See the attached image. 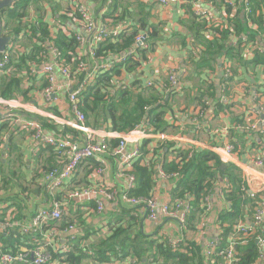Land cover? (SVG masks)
Wrapping results in <instances>:
<instances>
[{"label":"built area","instance_id":"2783aa9c","mask_svg":"<svg viewBox=\"0 0 264 264\" xmlns=\"http://www.w3.org/2000/svg\"><path fill=\"white\" fill-rule=\"evenodd\" d=\"M66 2V6L61 9L62 18L49 19L48 23L55 24V29L50 33V38L41 42V48L37 51L35 57L27 61V68L21 70L20 75L30 76L34 79H42L43 87L40 89L39 97L48 111H40L33 103H25L17 97L4 98L0 96V123H7L8 127H18L20 130L32 131V139L41 142L44 146L54 149L60 159L58 167L46 170L39 177L41 186L50 198V208L38 209L28 220L27 223L19 225L17 221H10L11 210L5 215L4 221H0V226L6 228L18 227L24 234H32V241L35 248H22L17 252L5 250L0 244V264H60L59 259H52L48 249L54 252L68 251L72 249L73 241L76 234H71L75 228L74 224H61L60 220L64 212H68L70 206L77 208L78 202L88 203V207L84 209L86 212L100 213L104 208V203L118 202L126 204L131 210H135L134 216L143 215V218L153 223H162L165 220L173 221L178 229V234L161 233L155 238L166 243L174 250L185 247L186 238L184 231L187 219L192 211L189 199H172L167 197L160 199L156 184L158 179H172L173 182L178 180L179 173H168L165 170L163 155L170 152L173 156L171 161L177 163L179 159L176 157L177 150H191L188 154H192L190 141L187 136L179 132L171 130H155L149 120L145 119L127 132H119L116 130H105L104 128H93L87 124V119L80 109L79 100L86 86L93 81L94 77L102 71L109 70L118 63H122L127 57L136 54L135 49H143L147 47L148 32L146 30L138 32L134 37V48L114 56H108L107 59L97 56V46L100 42L116 40L123 31L132 29L131 23H113L110 16H106L112 11L110 5L112 0H105L101 5L100 11L95 14L92 8L84 2V0H57ZM89 3L91 0H85ZM161 6L169 7L172 4H181L184 11L187 5L195 16L203 18L210 25L221 24L228 17L238 14L240 7L244 15L250 13L251 0H222V18L214 14L210 9H206L204 0H153ZM43 9V3L40 1ZM214 4L211 3L210 7ZM31 8V7H30ZM35 12V13H34ZM29 9L28 16L24 19V23L37 24V12ZM186 13V11H185ZM114 16V14H113ZM100 18V20H99ZM247 26L251 30H256L257 26L247 18ZM57 31L73 38L74 44L72 48H59L54 38ZM212 36H219L218 33H211ZM30 35V32L20 31L16 39L10 38L5 48L0 51V75H4L7 66L15 50L21 46V39ZM36 35H39L37 33ZM33 41L37 39L32 36ZM232 41L237 40L234 34L231 36ZM32 41V42H33ZM242 45L244 46L241 55L243 60H250L256 52L264 49L263 41H246V37L242 36ZM26 53L30 56L31 43L28 45ZM16 54L23 56L24 51H17ZM136 57V56H134ZM150 57V56H148ZM147 57V58H148ZM151 58L146 61L150 62ZM223 69V77L230 78L232 72L230 65L225 63ZM143 66V65H142ZM123 71V70H122ZM179 74L183 72L179 69ZM7 72V71H6ZM129 77L132 74H127ZM115 83L122 88L128 86L127 82L120 83L116 79ZM225 84V83H224ZM154 82L147 80L146 87L154 86ZM166 91L180 92L183 88L179 75L176 73V66L172 64L167 72V81L161 86ZM60 92L65 93L62 98ZM36 95V97H38ZM147 106L144 107L146 109ZM57 109V114L53 111ZM20 111L26 113H35L44 116L59 128L53 132L44 129L41 122L29 117L23 118L19 114ZM205 109L202 108L195 113L193 122L197 123L199 117L202 116ZM168 117V116H167ZM256 122L247 121V126L251 127ZM198 127V126H197ZM241 126H236L239 128ZM69 129L68 132H62L63 129ZM264 131V122L263 128ZM117 140L115 146H111L109 140ZM147 145L144 147V141ZM133 143V148L126 152L125 147L128 143ZM163 148V151L161 149ZM159 150L157 153L154 150ZM217 153L219 149H215ZM224 153L231 155L234 152L232 145H225ZM106 155L111 156L115 160V182L114 185L107 184L104 180V174L108 167ZM175 157V158H174ZM174 158V159H173ZM95 160L98 166L89 175V184L72 187L67 183L69 179L76 173L80 165ZM140 160L142 165L154 167L155 177L153 180V190L149 197L136 196L131 194L135 187L136 175L134 174V163ZM253 166L260 171L245 172L243 185L241 190L251 199L260 197V201H256L252 221L248 224L238 223L234 228L236 233H240L243 238L254 236L257 228H261L264 222V158L252 161ZM228 182H224L222 188L226 187ZM208 193L203 199V205L208 211L211 208L210 196ZM222 194V190H221ZM220 194V195H221ZM85 212V214H86ZM205 221H202L198 229L202 230ZM262 229V228H261ZM263 232V229H262ZM39 236V237H37ZM162 239H160V238ZM221 238L218 235L206 242L202 246L203 259L207 264V260L214 254ZM259 245L258 260L264 259V237L257 235ZM234 239L228 240V245L224 250L219 251V255H223L224 264H231L234 260ZM76 245V244H75ZM84 252L92 255L85 243ZM126 264H139L134 257L124 259ZM152 260V257L149 258ZM118 259L110 256L106 264H117ZM88 264H100L97 261L90 260Z\"/></svg>","mask_w":264,"mask_h":264},{"label":"trees","instance_id":"16d2710c","mask_svg":"<svg viewBox=\"0 0 264 264\" xmlns=\"http://www.w3.org/2000/svg\"><path fill=\"white\" fill-rule=\"evenodd\" d=\"M42 0H15L13 4L4 9L1 13L2 25L4 34L9 35L12 40L16 39L20 31L30 32L26 38L31 43V55L26 56L23 60L19 58L17 62L14 57L11 58L9 65L7 66V72L4 75H0V96L4 98L17 97L18 91L20 90V80L15 79L17 74L20 76L21 66L27 68V61L35 57L37 51L41 48V42L45 39H49V23L41 16H37V24L24 23V19L28 16V11L33 5L34 10L40 12L39 7ZM94 4L102 5L105 0H91ZM206 2V0H204ZM208 1V0H207ZM222 2V0H220ZM239 1V0H237ZM123 0H112L110 9L112 12L106 15L116 19L113 16V12L122 8L124 12L131 8L129 1H125L126 4L122 6ZM213 2V3H212ZM212 4L217 3L216 0H211ZM133 9L135 7H132ZM190 5L185 8L188 18L184 21V27L188 32L193 33L195 42L200 46H203L206 52L204 55L210 54L211 58L204 59L205 62L212 60L217 53L224 54L227 58L237 57L243 62L249 65H258L264 69V49L256 52L252 59L243 60L241 52L244 46L241 44L242 36L246 37V41H263L264 40V17L262 14V8L264 9V0H251L250 13L244 15L241 12V7L237 15L228 17L223 21L225 26L221 24H209L203 18L194 15L190 10ZM56 11V10H55ZM59 17L63 15L58 13ZM128 15H133L128 13ZM247 18L256 24V30H251L247 26ZM55 19V18H54ZM132 29L130 31H123L117 37L116 40H105L99 43L97 46V56H101L107 59L108 56L113 54L118 55L125 53L128 50L134 48V37L135 35L146 30L148 32L147 47L143 49H135L136 54L129 56L122 63L116 64L109 70L99 72L85 88V91L80 96L79 105L81 111L84 113L87 124L93 128H100V125L108 124L112 130L119 132H127L136 125L140 124L142 120H149L155 130H164L171 126L167 116L172 117L170 100L165 99L166 95L170 97L176 95L178 92L166 91L161 87L149 88L146 91L140 89L138 85L141 80L137 78L138 73L134 70L138 68L144 61H146L149 54L155 50V42L163 37V33L158 31L156 26H149L146 19H133L131 22ZM218 33L220 37L208 39L207 33ZM39 33V35H36ZM237 36L236 41L231 40L232 35ZM32 36L37 39L33 41ZM181 35L178 40L181 44H185L186 41ZM33 41V42H32ZM55 44L62 49L72 48L74 44L73 38L65 36L62 31H57L55 38ZM136 56V57H134ZM128 71L135 74V77L127 87L122 88L116 86L115 81L119 78L121 71ZM147 106L146 109L144 107ZM39 122L44 127H51L54 129L52 124L47 119L38 118ZM17 130V129H14ZM12 128L8 127L7 123H0V156L2 154L3 146V134L16 133ZM20 130V129H19ZM55 131V130H54ZM69 129L65 128L62 132H68ZM117 140H109L111 146L117 144ZM147 140L144 141V147L147 145ZM160 150V149H159ZM159 150L155 149L154 152ZM197 150V151H196ZM177 150L176 157L179 159L177 163L171 162L172 164L164 167L166 172H178L179 178L175 181L174 185L168 190L169 195L172 199H189L192 211L187 219L186 227L189 230H194L195 226L200 224L205 219L206 209L203 205V199L208 194L213 192L217 182L222 179L228 180V185L222 189L221 198L226 201L227 206L225 209L220 210L214 220V224L217 225L220 230L218 235L221 238L218 248L212 256L207 260V264H224L223 255H219L218 252L225 249L228 245V239L232 237L234 239V260L231 264H255L258 258L259 245L257 242V235L264 237V224L261 228H257L254 236L245 237L240 233H236L234 228L238 223L245 224L248 219L245 218L243 210L246 205L251 211L249 220L252 221V215L254 208L256 207V201H260V197L251 199L245 195L244 191L241 190L243 185L242 172L238 167L229 164L225 167H221L222 162L219 157L209 150ZM50 151L54 158V166H50L51 170L58 167L60 159L56 151L49 146L39 145L37 152ZM163 151V148L161 149ZM140 160H136L134 167V174L136 175V183L131 194L136 196L149 197L153 190V180L155 177V170L153 166H145L140 163ZM84 169V184H89L90 173L98 166L97 163L91 160L83 163L80 167ZM34 182H40V176L38 171L36 173ZM0 181H3L4 186L14 187L19 191L21 195L20 201H16L12 204L0 205V221H4L5 215L11 210L10 221H22L20 216V208L23 209L28 200V190L32 187L30 184L23 185L21 179L18 176H14V172H7L5 167L0 163ZM38 185V183H37ZM66 212L62 214L60 223L67 224ZM123 219V218H122ZM119 219L117 223H109L106 225L105 238L97 239V242L85 241L92 255H88L84 252V247H80L77 243L72 246V249L68 251L58 250L54 252L52 249H48L52 259H59L60 264H86L87 261L93 260L100 264H106L109 261L110 256L117 257L118 260L124 259L127 256L134 257L137 259L139 264H206L203 259L202 246L195 244L194 242L187 240L185 247L182 249H172L166 241H160L158 238L147 237L141 233L137 235L129 232L130 225H126ZM67 222V223H66ZM111 230L112 234L107 233ZM131 234V235H129ZM85 236H91V234H85ZM39 237V236H37ZM160 238V237H159ZM161 239V238H160ZM162 240V239H161ZM0 244L5 250L17 252L20 249H33L35 244L32 241V234H24L15 228H4L0 226ZM124 246V248H121ZM152 257V260L149 258ZM31 264V263H27Z\"/></svg>","mask_w":264,"mask_h":264},{"label":"crops","instance_id":"0c3cea01","mask_svg":"<svg viewBox=\"0 0 264 264\" xmlns=\"http://www.w3.org/2000/svg\"><path fill=\"white\" fill-rule=\"evenodd\" d=\"M125 1H129L131 8H128L126 12L122 8L114 11V18L116 19L113 20V23H131L133 19L144 18L150 27L151 25L156 26L158 31L163 33V37L155 42L156 48L154 52L150 53V57L146 59L148 61L151 58V61H144L134 70L138 73L137 78L141 80L138 84L140 89L146 91L151 88L145 86L147 80L154 82L153 88L160 89L159 87L167 81V72L172 64L176 66V73L183 84V88L176 95L165 96L167 101L170 100V112L173 116L167 117L171 126L164 130L179 132L187 136V140L190 141V146L193 148L192 151L199 149L209 150L214 153L213 147L219 149L215 154L219 157L222 164H225L223 167L229 164L238 167L242 172V178L245 172L260 171V169L253 166L252 161L264 158V131L262 130L264 122V69L258 65L246 64L237 57L227 58L220 53H217L212 60L205 62L204 59L211 58L212 55H204L206 52L204 47L195 42L193 33L188 32L184 27V21L188 18V14L185 13L181 4H172L166 8L153 0H123L122 6L126 4ZM216 1L217 3L210 7L211 0H206L205 7L214 14L219 15V18H222V2L220 0ZM84 2L92 8L95 14L101 9V5L94 4L92 1L88 3L84 0ZM42 3L43 9L38 8L41 11H37V16L42 14L43 18L48 19V21L54 18L58 20L60 18L58 13H61L62 7L66 6V2L57 0H42ZM132 7L135 8L133 9ZM30 9L34 12L33 5ZM128 13L133 15H128ZM262 14L264 17L263 8ZM222 24L225 26L224 23ZM54 29L55 24L51 23L49 32L51 33ZM140 31L142 30L140 29ZM180 35L182 37L185 36L183 39L186 41L184 45L181 44V40L180 42L178 40ZM206 37L213 39L220 37V35L216 37L207 33ZM19 41L23 42L14 52V59H17V62H19L20 57L23 60V56L24 58L29 56L26 53L30 44L29 40L24 38ZM21 50L24 51L23 56L21 54L17 55L16 52ZM218 61H220V64ZM225 63L230 65L232 74L229 80L225 79L224 81L222 72L226 65ZM20 66L21 69H24L22 67L25 65L20 64ZM177 69L183 73L179 74ZM127 74H132V76L129 77ZM18 77H20V90L16 93L18 94L17 96L25 103H33L41 112L48 111V108L38 96L40 89L43 87V80L34 79L30 76H19L18 74L15 79H18ZM134 77L135 74L123 70L119 74L118 80L120 83L125 81L129 85ZM217 87L219 92H217ZM60 95L65 98L64 92H60ZM202 108L205 109V112L194 124L195 113ZM53 112L57 114V109ZM19 113L23 118L29 117L39 120L38 118L40 117V119H46L44 116L35 113H26L24 111ZM248 120L256 123L249 127L247 126ZM236 126L241 127L236 128ZM58 128L59 126L56 124H54V129L44 127L48 132H53ZM100 128L111 130L108 124L100 125ZM12 130L16 133L8 134L5 132L3 134L4 141L0 163L4 164L3 166L7 172H14V176H18L23 185L30 184L32 187L27 192L28 200H26L25 207L23 209L20 208V220L22 221L17 220V222L21 225L27 223L38 209L50 208V198L40 188L41 183L37 182V185L36 181L34 182L33 178L35 176L33 175H37V171L39 174L44 173L46 171L44 169H49L51 165L54 166L55 158L50 151L37 152L38 146L42 145V143L32 139V131L19 130L18 127H13ZM228 144L234 148V152L231 155L224 153V149H221ZM132 148L133 143H128L125 151L128 152ZM172 156L170 152L165 153L162 156L163 162L166 165L172 164ZM106 160L108 167L104 174V180L107 184L114 185L115 160L109 155H106ZM91 161L96 163L95 160ZM84 175V169L81 166L67 183L72 187L85 185L83 182ZM243 181L245 183V179ZM224 182H228V180L222 179L214 187L210 196L211 208L206 211L203 229H198V224L194 230L185 228L184 235L187 240L198 245H205L210 239L218 236L220 228L214 224V220L216 219L215 215L227 206L226 201L220 195ZM156 184L158 185V195L160 199H163V197H167L168 190L174 185V182L172 179H158ZM20 199L21 195L16 188L6 187L3 181H0V205L12 204L20 201ZM86 210L88 209L86 208ZM134 212L135 210H131L126 204L106 201L103 210L98 214L93 212L88 214H85V212L81 213L77 208L70 206L65 216L69 224L75 225V228L71 231V234H76V239L73 241L74 245L76 243L79 245L81 242L82 245L85 243L87 246L88 242H97L98 236L106 233V225L108 226L109 223H112L110 228L114 227L113 224L122 218V222L126 227L132 226H130L129 231L135 235L139 232L147 237L148 240L149 237L155 238L160 236L161 233H179L177 225L171 220L167 219L162 223L156 224L147 221L141 214L140 216L138 214L134 216ZM243 212L246 214L245 218L248 219L246 223L249 224L251 222V219L249 220L251 211L247 205ZM93 214L95 215L93 216ZM107 233L112 234L111 230ZM85 234H91V236L86 237ZM86 238L88 239L87 243L85 241ZM124 259L118 260L117 264H126ZM17 264L24 263L20 262ZM86 264H88V261ZM255 264H264V259L258 260L257 258Z\"/></svg>","mask_w":264,"mask_h":264},{"label":"water","instance_id":"95a60500","mask_svg":"<svg viewBox=\"0 0 264 264\" xmlns=\"http://www.w3.org/2000/svg\"><path fill=\"white\" fill-rule=\"evenodd\" d=\"M15 0H0V51H2L5 46L7 45L8 41L10 40V36L4 34L3 32V25H2V18H1V13L4 9L10 7ZM220 64V61H218ZM220 76V74H218ZM217 92H219V88L217 87ZM167 99V97H166ZM225 164H222L221 166L223 167Z\"/></svg>","mask_w":264,"mask_h":264},{"label":"rangeland","instance_id":"374dc122","mask_svg":"<svg viewBox=\"0 0 264 264\" xmlns=\"http://www.w3.org/2000/svg\"><path fill=\"white\" fill-rule=\"evenodd\" d=\"M3 32H4V30H3ZM11 38V37H10ZM114 85H118V83H115ZM88 207V204L86 203V202H82V201H80V202H78V204H77V209L79 210V212H81V213H84V212H86V211H84V208H87ZM88 213H90V211L89 212H86V214H88ZM95 214H93V216H94ZM131 226V225H130ZM132 227V226H131ZM129 235H131V234H129ZM98 238H105V234H101L100 236H98ZM121 248H124V246H121Z\"/></svg>","mask_w":264,"mask_h":264},{"label":"bare ground","instance_id":"6f19581e","mask_svg":"<svg viewBox=\"0 0 264 264\" xmlns=\"http://www.w3.org/2000/svg\"><path fill=\"white\" fill-rule=\"evenodd\" d=\"M177 131V130H176ZM4 165V164H3ZM130 232V231H129Z\"/></svg>","mask_w":264,"mask_h":264}]
</instances>
